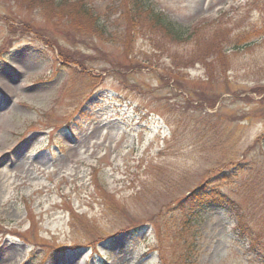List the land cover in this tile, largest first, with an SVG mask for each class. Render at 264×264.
I'll return each mask as SVG.
<instances>
[{
	"label": "rangeland",
	"instance_id": "rangeland-1",
	"mask_svg": "<svg viewBox=\"0 0 264 264\" xmlns=\"http://www.w3.org/2000/svg\"><path fill=\"white\" fill-rule=\"evenodd\" d=\"M23 1L0 0V264H177L173 199L234 162L251 168L211 188L264 240V34L224 42L264 27V0H149L200 25L201 44L157 28L126 48L89 16ZM85 2L114 31L128 9ZM40 32L68 40L64 57ZM232 226L212 212L193 264H264Z\"/></svg>",
	"mask_w": 264,
	"mask_h": 264
},
{
	"label": "trees",
	"instance_id": "trees-1",
	"mask_svg": "<svg viewBox=\"0 0 264 264\" xmlns=\"http://www.w3.org/2000/svg\"><path fill=\"white\" fill-rule=\"evenodd\" d=\"M24 2H26L27 7L32 4L39 6L49 4L53 8H62L70 12V14L73 13L72 11H75L80 15L89 16L93 19L91 26L98 32V37H100V39L104 37L111 39L117 38L123 48L133 43L139 35H145L146 33H144L143 30L154 35V30L157 28L165 33L166 36L163 35L162 38L167 37L169 44L180 45L193 42V44H197V47L201 44V40L199 39L200 25H181L177 21L168 18L164 11L156 10L149 0H122L123 5L127 6L128 9L124 10L125 14L122 19L118 17V24L116 23L115 31L111 30L110 26H106L104 22H101V19L98 17L99 15H94L93 7L89 6L85 0H25L23 4ZM102 21H105V19ZM84 25L87 24H78L75 27L81 28ZM110 25L113 26V22ZM9 27V31L14 33L15 31L11 24ZM139 30H142L143 33L138 32ZM261 34H264V27L250 23L243 30L232 32V36L227 32L226 35L228 36L225 38L224 42L226 44L229 42L234 48H238L241 43ZM38 37L47 46L51 47V45H54L57 48V53H60V57H64L62 54V47L68 40H59L58 37H54L48 32H40ZM222 46H224L222 43H212V47L222 49ZM71 59H73V57ZM79 64H81V61ZM250 161L252 163L253 158H251ZM250 168L251 164L249 167H243L239 162H234L230 167L211 171L205 180L194 187L192 186L191 189L178 191L176 197L172 201L175 203V206L170 212V218L173 217L175 225H178L175 237L181 239L182 242L177 248H173V251H177L176 253L179 255L180 260L177 264H179L181 260L182 264H185V262L187 264L197 263L200 253L199 240L203 233V226L212 212L226 214L233 224L231 232L234 236L233 239L244 245L246 250L250 253L249 256L253 257L255 262L264 263V240L255 236L256 233L254 232V228L244 220L241 207L237 201L229 194H224V192L218 190V188H211L212 184H216L219 181L225 183L229 177L235 176L233 172L238 173L243 169ZM221 183L222 182H220V184ZM136 228L137 225L134 224L123 229L134 230ZM172 259L171 261L173 262Z\"/></svg>",
	"mask_w": 264,
	"mask_h": 264
}]
</instances>
